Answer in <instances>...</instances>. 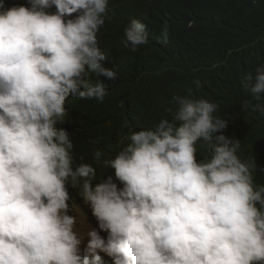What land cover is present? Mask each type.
<instances>
[{
  "label": "clouds",
  "instance_id": "obj_1",
  "mask_svg": "<svg viewBox=\"0 0 264 264\" xmlns=\"http://www.w3.org/2000/svg\"><path fill=\"white\" fill-rule=\"evenodd\" d=\"M109 12V0H0V264H104L101 253L112 264H264L255 160L191 87L171 98L170 118L133 131L114 156L74 155L66 103H102L99 77L117 79L98 41ZM145 29L131 20L121 45L137 51ZM160 34L167 42V22ZM241 88L243 108L264 117V65ZM70 188L96 220L86 233Z\"/></svg>",
  "mask_w": 264,
  "mask_h": 264
},
{
  "label": "trees",
  "instance_id": "obj_2",
  "mask_svg": "<svg viewBox=\"0 0 264 264\" xmlns=\"http://www.w3.org/2000/svg\"><path fill=\"white\" fill-rule=\"evenodd\" d=\"M5 4L27 6V0ZM109 4L110 19L98 41L104 66L116 71L117 79L99 77L107 90L102 103L79 99L66 103L62 126L73 133L74 155L88 163L98 148L105 152L102 159L114 156L133 131L170 118L166 109L174 108L171 98L185 95L191 87L217 104L216 115L228 121L224 134L241 142L240 155L253 157L257 165L255 183H264V117L243 108L250 97L241 88L246 76L264 65V0H109ZM133 19L145 24L148 37L137 51L120 43ZM165 22L170 28L167 42L160 34ZM97 79L91 76L93 83ZM194 80H200L199 89ZM97 167L99 176L105 169ZM69 193L73 200H83L78 188ZM104 264H112L111 259L104 257Z\"/></svg>",
  "mask_w": 264,
  "mask_h": 264
},
{
  "label": "rangeland",
  "instance_id": "obj_3",
  "mask_svg": "<svg viewBox=\"0 0 264 264\" xmlns=\"http://www.w3.org/2000/svg\"><path fill=\"white\" fill-rule=\"evenodd\" d=\"M74 202L77 205H79V206H76L74 208V211H75V214H77L80 217L81 230L86 233L87 228H88L89 225H91L92 227H96L97 223H96L95 218L91 214V209H90L89 205L85 204L83 200L82 201L74 200ZM101 235L105 236L106 234L101 232ZM86 244H87V238H85L84 243L82 245V248L86 247ZM101 255L103 257H107V256H104L103 253H101Z\"/></svg>",
  "mask_w": 264,
  "mask_h": 264
},
{
  "label": "bare ground",
  "instance_id": "obj_4",
  "mask_svg": "<svg viewBox=\"0 0 264 264\" xmlns=\"http://www.w3.org/2000/svg\"><path fill=\"white\" fill-rule=\"evenodd\" d=\"M151 123V122H150ZM151 126H152V123H151ZM202 154V153H201Z\"/></svg>",
  "mask_w": 264,
  "mask_h": 264
}]
</instances>
